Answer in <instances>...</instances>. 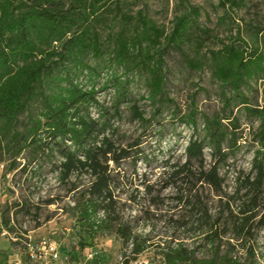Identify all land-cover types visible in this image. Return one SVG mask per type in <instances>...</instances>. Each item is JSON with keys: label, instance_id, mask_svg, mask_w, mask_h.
<instances>
[{"label": "trees", "instance_id": "1", "mask_svg": "<svg viewBox=\"0 0 264 264\" xmlns=\"http://www.w3.org/2000/svg\"><path fill=\"white\" fill-rule=\"evenodd\" d=\"M244 1L219 0L225 9L219 23H228L230 9L241 7ZM111 4L112 0H0V159L7 154L13 157L14 169L16 159L28 151L30 160L23 171L31 175L40 170V163L48 161L51 170L58 172L59 181L69 186L68 191L78 192L73 210L88 228L90 240L100 233L116 234L123 248L131 247L132 259H137L153 244L117 212V170L125 160L136 164L143 154L140 140L126 146L119 140L116 121L120 106L132 101L128 88L131 80L123 77L143 71L149 98L163 100V53L154 51L160 39L164 37L167 46L177 47L191 42L200 57L204 36L210 37L211 32L202 27L200 8L195 6L177 16L167 35L142 11L137 17L122 13V27L108 34L113 56L103 76L102 69L90 65L87 57L90 53L96 58L105 55L98 26L113 9L117 16L120 0L114 2V8ZM127 26L133 27L132 32ZM248 29L255 42L249 43L238 32L235 40L210 50L208 58L202 53L203 59L187 56L185 61L192 69H200L207 62L223 92L231 91L225 107L240 105L247 115L261 121L252 168L236 175L233 193L221 200L214 213L204 201L200 186L207 185L222 195L225 178L220 171L239 149L240 125L233 112L204 115V137H191L185 149L187 160L170 166L161 188L175 189L173 207L180 215H171V226L201 242L189 244L176 237L175 244L172 240L160 246L163 264H254L258 258L257 237L264 230V105H254L245 89H250L254 80L264 81V18L255 17ZM116 65L124 67V76L112 72ZM83 73L85 83L77 80ZM110 89L115 90L116 97L107 107L99 102L98 95ZM33 105L36 113L30 112ZM92 109L98 116L92 115ZM130 109L135 118L147 121L135 100ZM24 112H29V121L25 131H20L19 118ZM187 117L196 128L197 110L193 108ZM206 147H210L213 158L210 166L205 162ZM84 175L89 177L88 185L80 188L73 179ZM142 185L153 205L164 203L160 194L153 196L154 185ZM140 193L136 188L130 199L138 204ZM54 202L51 198L46 203ZM3 223L4 228L13 229L6 215Z\"/></svg>", "mask_w": 264, "mask_h": 264}, {"label": "rangeland", "instance_id": "2", "mask_svg": "<svg viewBox=\"0 0 264 264\" xmlns=\"http://www.w3.org/2000/svg\"><path fill=\"white\" fill-rule=\"evenodd\" d=\"M115 1L112 0V8L115 7ZM191 6L200 8V23L211 32L210 37L203 35L204 45L200 52L206 55L205 58L209 57L210 50L235 40L238 32L249 43L255 42L249 33V22L255 17L264 18V0H245L241 7L230 9V19L226 24L219 23V18L225 12L219 5V0H120L117 16L113 9L107 19L98 26L103 48L106 50L105 55L96 58L90 53L87 61L92 66H99L103 76H106L105 65L109 64V58L113 56L112 42L109 41L108 34L111 29L114 28V31L118 32L122 27L119 22L120 14L137 17L142 11L164 29L167 35L172 31L177 16L187 12ZM127 27L132 32L133 27ZM160 41L154 51L157 54H160V51L163 53L161 64L166 76L163 100L155 102L149 98L146 73L143 71H134L124 76V67L116 65L112 69V72L124 76V80H131L128 88L129 99L132 101H125L120 106L121 113L116 121L120 129L119 140L124 146L140 140L143 152L136 164L125 160L117 170V212L124 221L132 222L138 233L147 235L153 244L152 247L137 259H132L131 247L123 248L121 239L116 234L100 233L94 240H90L88 228L78 221L76 211L73 210L78 192L68 191L69 186L59 181L58 172L51 170L48 161L40 163V170L34 175L23 171L30 160L28 151H25L16 159L17 166L14 169L11 166L13 157L7 154L0 159V264H163L159 253L160 246L172 240L175 244L176 237L186 240L189 244H193V240L201 242V239L182 230L175 231L169 223L172 214H175L176 218L180 214L173 207L176 203L175 189L171 186L161 189L166 180L165 173L172 164H182L187 160L185 149L194 134L199 139L204 137V115L233 112L239 117V149L220 171L225 178L223 193L219 195L207 185L203 188L200 186L204 201L215 213L221 200L229 199L233 193L236 175L240 171L251 170L255 151L259 148L256 135L260 130L261 121L247 115L240 105L225 107L226 95L229 97L231 91L226 89V93L223 92L222 86L212 77L207 62L200 69H192L187 65V56L203 59L201 54L200 57L196 55L193 43L187 42L177 47L167 46L164 37ZM156 58L158 59L157 56ZM77 80L85 83L87 76L83 73ZM250 86L245 92L251 102L254 105H264V81L254 80ZM115 97V90L110 89L99 93L98 100L110 107ZM134 100L144 112L146 122L133 116L130 106ZM193 108L197 110L196 128L187 122V115ZM30 112L36 113L37 107L33 105ZM92 115L98 116L96 109H92ZM28 121L29 112H24L19 118L18 130L25 131ZM159 133H162V138ZM210 152V147H206L207 166L213 163ZM33 166L36 167L35 164ZM73 180L78 182L81 188L88 185L89 177L84 175ZM145 182L155 186L153 196L160 194L164 197L163 204H152V197L144 194L145 187L142 184ZM136 188L141 191L138 204L130 199ZM51 198L55 199V202L47 204V200ZM27 209L30 213L26 212ZM35 214H38L37 218L34 217ZM5 215L10 218L13 226L11 230L4 228ZM43 238L57 246V261L39 247ZM257 241L258 258L254 264H264V230L259 232ZM32 247L36 250L34 257L30 254ZM201 255L200 253L199 256ZM126 260L129 262L126 263Z\"/></svg>", "mask_w": 264, "mask_h": 264}, {"label": "built area", "instance_id": "3", "mask_svg": "<svg viewBox=\"0 0 264 264\" xmlns=\"http://www.w3.org/2000/svg\"><path fill=\"white\" fill-rule=\"evenodd\" d=\"M39 247L46 250L47 253H50V255L52 256V258L57 261V259L59 258V254H58V250H57V246L48 241L47 239L43 238L41 239L40 243H39ZM34 253H36V250L32 247L30 249V254H31V257H34Z\"/></svg>", "mask_w": 264, "mask_h": 264}]
</instances>
